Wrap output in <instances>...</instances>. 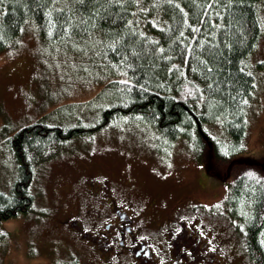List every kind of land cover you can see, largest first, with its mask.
Segmentation results:
<instances>
[{"label": "trees", "instance_id": "1", "mask_svg": "<svg viewBox=\"0 0 264 264\" xmlns=\"http://www.w3.org/2000/svg\"><path fill=\"white\" fill-rule=\"evenodd\" d=\"M263 10L264 0H0V53L34 34L61 54H87L93 68L86 71L109 77L82 118L43 116L7 138L18 166L11 188L0 189V227L31 210L48 149L120 121L152 130L161 150L176 142L193 148L199 165L226 184L228 227L243 230L249 264H264V159L236 158L255 89L248 60L264 36ZM255 69L264 75V60ZM202 229L201 247L212 245L210 228ZM224 242L230 238L214 242V264ZM65 256L49 264H83L76 253Z\"/></svg>", "mask_w": 264, "mask_h": 264}, {"label": "rangeland", "instance_id": "2", "mask_svg": "<svg viewBox=\"0 0 264 264\" xmlns=\"http://www.w3.org/2000/svg\"><path fill=\"white\" fill-rule=\"evenodd\" d=\"M33 35L22 37L0 53V189L5 191L11 188L18 166L7 143L10 134L20 125L43 116L47 121L54 116L62 123L73 122L70 114L75 112L82 118L81 111L93 102L88 100L109 79L96 70L86 71L93 68L87 54L84 58L61 54L60 48ZM261 60H264V36L248 60L255 74V89L247 111L244 148L242 154L236 155L252 161L264 159V75L255 69ZM89 115L96 117L95 113ZM160 143L147 127L117 121L48 149L45 167L40 168L33 180L35 199L31 210L0 227V264H49L71 252L86 264L88 256L84 249L75 247L78 242L58 225V219L82 201L81 174L93 172L111 179L116 177L115 187L137 210L147 208L151 204L147 201L153 202L152 219L159 221V225L168 216L176 218L177 223L187 218L188 223L195 215L201 232L203 227L211 230L212 245L204 246V252L215 254L216 259L214 242L220 236L229 237L230 245L224 242L227 250H221L220 264H229L230 260V264H249L243 230L228 227L227 222L232 220L227 221L223 207L226 184L207 173L197 162L193 148L184 142L173 143L171 150L159 149ZM34 169L37 170L36 165ZM153 236L161 239L156 231L150 239ZM167 248L164 246L159 252L161 263L167 260ZM202 250L198 251L197 261L193 250L180 256L186 257L185 264L188 260L192 264H205ZM180 256L176 259L184 262Z\"/></svg>", "mask_w": 264, "mask_h": 264}, {"label": "flooded vegetation", "instance_id": "3", "mask_svg": "<svg viewBox=\"0 0 264 264\" xmlns=\"http://www.w3.org/2000/svg\"><path fill=\"white\" fill-rule=\"evenodd\" d=\"M81 180L86 184L82 187V201L59 220V226L90 250L88 264H185L186 257L180 253L193 250L197 261L200 249L204 263L214 264L213 255L201 247L206 235L199 230L195 215L188 223L187 218L179 223L175 218L160 226L152 219L153 206L137 210L115 187L116 177L93 172L81 174ZM153 231L161 239H150ZM164 246H169L168 257L161 263L159 252ZM178 256L184 262H179ZM187 264L192 263L188 260Z\"/></svg>", "mask_w": 264, "mask_h": 264}, {"label": "snow or ice", "instance_id": "4", "mask_svg": "<svg viewBox=\"0 0 264 264\" xmlns=\"http://www.w3.org/2000/svg\"><path fill=\"white\" fill-rule=\"evenodd\" d=\"M80 2H83V0H80Z\"/></svg>", "mask_w": 264, "mask_h": 264}]
</instances>
